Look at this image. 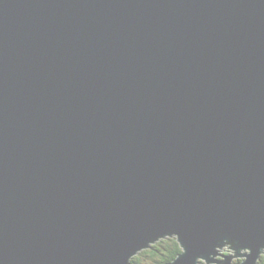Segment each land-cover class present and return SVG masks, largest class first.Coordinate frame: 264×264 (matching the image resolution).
Listing matches in <instances>:
<instances>
[{
    "label": "water",
    "instance_id": "obj_1",
    "mask_svg": "<svg viewBox=\"0 0 264 264\" xmlns=\"http://www.w3.org/2000/svg\"><path fill=\"white\" fill-rule=\"evenodd\" d=\"M167 235L264 253V0H0V264Z\"/></svg>",
    "mask_w": 264,
    "mask_h": 264
},
{
    "label": "trees",
    "instance_id": "obj_2",
    "mask_svg": "<svg viewBox=\"0 0 264 264\" xmlns=\"http://www.w3.org/2000/svg\"><path fill=\"white\" fill-rule=\"evenodd\" d=\"M179 252H181V247L177 239L168 237L153 243L150 248L139 251L131 258L130 264H142L144 259L148 261L146 264H164L173 260ZM240 262V259H236L233 264ZM259 264H264V254L261 255Z\"/></svg>",
    "mask_w": 264,
    "mask_h": 264
},
{
    "label": "rangeland",
    "instance_id": "obj_3",
    "mask_svg": "<svg viewBox=\"0 0 264 264\" xmlns=\"http://www.w3.org/2000/svg\"><path fill=\"white\" fill-rule=\"evenodd\" d=\"M165 238H168V235H167V237H165ZM165 238H161V239H159V240H162V239H165ZM159 240H158V241H159ZM158 241H156V243H157ZM151 245H153V244H151ZM218 250H221V251H218V253H220V254H224V255H228V254H230L231 252H233L232 250H228V249L224 250V249H219V248H218ZM216 258H219L220 260L224 259V257L221 256V255H219V254L216 255ZM236 259H240V260L242 261V260H245L246 257H245V256H243V257L236 256V257H234V258L231 259V260H232V264H233V261H236ZM146 263H148V261H146V259H144V260L142 261V264H146ZM209 264H214V263H209Z\"/></svg>",
    "mask_w": 264,
    "mask_h": 264
},
{
    "label": "bare ground",
    "instance_id": "obj_4",
    "mask_svg": "<svg viewBox=\"0 0 264 264\" xmlns=\"http://www.w3.org/2000/svg\"><path fill=\"white\" fill-rule=\"evenodd\" d=\"M219 249H224V250H226V249H228V250H232L233 252H235V250L234 249H231V248H229V246L228 245H224V246H221V247H219ZM242 252H244V249H241V251H240V253H242ZM264 254V253H263ZM244 256V255H243ZM261 256V255H260ZM261 258V257H260ZM260 258L258 259V264H259V260H260ZM216 260H220L219 258H215ZM209 263H212V262H208V264ZM230 264H232V260H231V262H230ZM239 264V263H238Z\"/></svg>",
    "mask_w": 264,
    "mask_h": 264
}]
</instances>
